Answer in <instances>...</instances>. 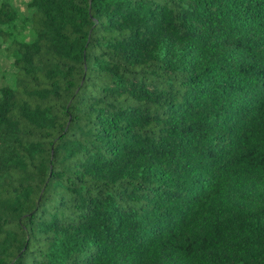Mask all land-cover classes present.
Wrapping results in <instances>:
<instances>
[{
  "label": "trees",
  "instance_id": "trees-1",
  "mask_svg": "<svg viewBox=\"0 0 264 264\" xmlns=\"http://www.w3.org/2000/svg\"><path fill=\"white\" fill-rule=\"evenodd\" d=\"M0 0V264H264V0Z\"/></svg>",
  "mask_w": 264,
  "mask_h": 264
},
{
  "label": "rangeland",
  "instance_id": "rangeland-1",
  "mask_svg": "<svg viewBox=\"0 0 264 264\" xmlns=\"http://www.w3.org/2000/svg\"><path fill=\"white\" fill-rule=\"evenodd\" d=\"M28 0H9L10 5L16 10L17 17L14 20L13 26H8L9 30L18 34L20 30L24 38H28L27 26H24L22 29H19L20 24L25 25L26 20L29 18L31 12L30 7L27 5ZM19 35V34H18ZM5 42L0 38V85L1 84H11L13 81V70L14 67L11 63V58L6 55L4 50Z\"/></svg>",
  "mask_w": 264,
  "mask_h": 264
}]
</instances>
